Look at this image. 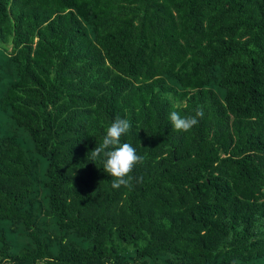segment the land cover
I'll return each instance as SVG.
<instances>
[{
  "label": "trees",
  "instance_id": "1",
  "mask_svg": "<svg viewBox=\"0 0 264 264\" xmlns=\"http://www.w3.org/2000/svg\"><path fill=\"white\" fill-rule=\"evenodd\" d=\"M0 264H264V0H0Z\"/></svg>",
  "mask_w": 264,
  "mask_h": 264
},
{
  "label": "clouds",
  "instance_id": "2",
  "mask_svg": "<svg viewBox=\"0 0 264 264\" xmlns=\"http://www.w3.org/2000/svg\"><path fill=\"white\" fill-rule=\"evenodd\" d=\"M203 116V106H200L195 110L194 115L182 116L178 111L173 110L168 118L176 131L188 132L199 123V119ZM130 128L131 122L128 119L116 117L106 128L102 142L90 151L92 160L102 159L104 171L114 178L112 180L114 189L122 186L131 187L134 179L133 170L144 161V157L138 155L136 148L130 143L121 142L122 136L128 133ZM138 180L142 182L143 177Z\"/></svg>",
  "mask_w": 264,
  "mask_h": 264
}]
</instances>
